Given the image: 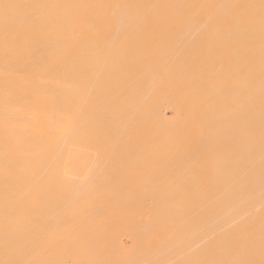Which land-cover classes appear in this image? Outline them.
I'll list each match as a JSON object with an SVG mask.
<instances>
[{
	"label": "bare ground",
	"instance_id": "bare-ground-1",
	"mask_svg": "<svg viewBox=\"0 0 264 264\" xmlns=\"http://www.w3.org/2000/svg\"><path fill=\"white\" fill-rule=\"evenodd\" d=\"M261 19V0H0V264H259ZM89 156L179 166L92 180Z\"/></svg>",
	"mask_w": 264,
	"mask_h": 264
},
{
	"label": "rangeland",
	"instance_id": "rangeland-1",
	"mask_svg": "<svg viewBox=\"0 0 264 264\" xmlns=\"http://www.w3.org/2000/svg\"><path fill=\"white\" fill-rule=\"evenodd\" d=\"M167 31V30H166ZM166 31H164V32H166ZM169 32L168 33H170V34H172L173 32V34H176V33H187V32H190V31H186V30H175V31H173V30H168ZM173 31V32H172ZM160 31H158V33H159ZM160 33H162V31L160 32ZM166 34V33H165ZM175 39H177V38H175ZM163 40H165L164 38H163ZM168 40V39H167ZM174 41V38H170V41ZM166 41V40H165ZM169 41V40H168ZM176 41V40H175ZM190 41V42H189ZM188 43H194L195 42V40H188L187 41ZM213 44H214V41L212 42ZM147 47V46H146ZM151 47H152V49L154 48L152 45H149L148 46V48H146V50H152L151 49ZM172 47V46H171ZM216 48V47H215ZM215 48H214V46H212V54H214V50H215ZM218 48V47H217ZM217 48H216V50H217ZM172 49H175V48H171L170 50L171 51H173V52H171L170 50L168 51V52H171V53H169V54H173V53H175V50H172ZM181 51H184V48H182V50ZM215 63L213 62V65H212V62H209L208 64H206V65H208L207 67H209V68H207V67H205V69H206V71L209 69V71H211L210 73H212V69L213 68H215L216 67V65H214ZM214 66V67H213ZM208 71V72H209ZM213 71H214V69H213ZM208 72H206L207 74H208ZM210 88V90L212 91L214 88L213 87H209ZM227 95V94H226ZM164 113L166 114V117H167V119L169 120V122L170 123H177L179 120H181V118H182V114H179V116L177 115V109H176V107L175 106H169L168 108H166V109H164ZM107 122V120H105V123ZM212 131H214V130H211L210 132H212ZM213 133L214 132H212V134H210L211 136L213 135ZM132 146V145H131ZM130 146V147H131ZM90 150V149H89ZM123 155H125V156H127V157H131V156H134L135 155V153H133V152H127V153H124ZM122 155V156H123ZM159 158V159H158ZM162 156H161V161H160V157H157V159L158 160H155V158L154 159H150V158H147V159H140V160H138V159H136V158H127V159H114V160H111V161H108V163L104 166L103 164H93L94 163V160H95V158H93V157H88V160H87V162H89V166H88V168H87V171H90L91 172V174L92 175H90L89 177L92 179V180H95V179H98L99 178V175H97L96 174V170H98L99 168H101V167H104L106 170H108V171H111L112 173L113 172H115L116 174L112 177V182H115L117 179H119L120 177L122 178L123 176L119 173V175H117V173H118V171L119 172H124L126 175H127V178H129L130 176H129V174L131 173L130 171H132V172H142V170L144 169L145 171H146V169L147 170H149V171H153V170H165V171H167L168 169L169 170H174V169H177V167L179 166V162H178V160L177 159H174L173 157H170V158H167V157H164L165 159H163V164H161V162H162ZM75 160V159H74ZM139 161L140 163H138L137 161ZM165 160V161H164ZM137 163H136V162ZM144 161H146V162H143ZM152 161V162H151ZM171 162L174 164H171ZM183 162H184V164L179 168V170L180 171H183V172H186V173H188V172H193V171H197L198 170V168H193L192 167V165H189L188 163H189V160L188 159H183ZM154 163V164H153ZM156 163V164H155ZM158 163V164H157ZM140 164V165H139ZM142 164V165H141ZM159 164H161V165H159ZM165 164L166 165H168L167 167H165ZM156 165V166H155ZM165 167V168H164ZM144 171V172H145Z\"/></svg>",
	"mask_w": 264,
	"mask_h": 264
},
{
	"label": "snow or ice",
	"instance_id": "snow-or-ice-1",
	"mask_svg": "<svg viewBox=\"0 0 264 264\" xmlns=\"http://www.w3.org/2000/svg\"><path fill=\"white\" fill-rule=\"evenodd\" d=\"M2 7L4 9V18L5 20H8L13 10H18L23 6L17 5V4H4ZM261 12H262L261 23H262V28H264V0H261ZM240 264H256V262L255 261H241ZM259 264H264V259H261L259 261Z\"/></svg>",
	"mask_w": 264,
	"mask_h": 264
}]
</instances>
